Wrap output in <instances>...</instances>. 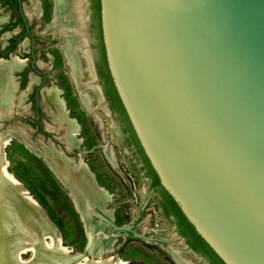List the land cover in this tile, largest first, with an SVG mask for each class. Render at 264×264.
<instances>
[{"label":"water","instance_id":"1","mask_svg":"<svg viewBox=\"0 0 264 264\" xmlns=\"http://www.w3.org/2000/svg\"><path fill=\"white\" fill-rule=\"evenodd\" d=\"M98 24L112 86L158 184L223 264H264V0H98ZM37 212L0 179V264H15V222L38 235L53 228ZM90 242L85 234L63 264Z\"/></svg>","mask_w":264,"mask_h":264},{"label":"rangeland","instance_id":"2","mask_svg":"<svg viewBox=\"0 0 264 264\" xmlns=\"http://www.w3.org/2000/svg\"><path fill=\"white\" fill-rule=\"evenodd\" d=\"M22 1V13L26 18V31L22 30L20 22L15 19V12L9 8V3L4 5L7 1L0 0V65L11 67L10 59L12 56L22 60V62L13 64L8 70L10 71L13 90L9 102L3 107L0 105V113L6 116L0 117V133L6 129L13 130V128L22 131L23 122L19 121H23L26 116L23 103L24 94L33 84L38 85L40 81L42 89H59V98L62 99L63 106L66 108V116L78 124L79 134L76 137L81 139V145L85 149H90L89 152L80 154L79 157L86 160L90 170L96 175L98 185L105 187L109 193V198L114 199L113 205L125 201V203L122 202L123 206L133 209L135 204L143 198L145 187L143 181L136 179L137 183H135V178L129 172L128 163L122 156H119V159L126 164V171L120 170L118 173H114L108 168L101 149L98 147L90 148L92 145L102 144L103 138L112 145L111 141L116 131L112 119L103 104L99 102L93 89L95 83L89 68L88 48L85 42L87 37L84 30L87 15L83 12L85 0H59L61 6L57 12L60 13L59 15L55 13L54 0ZM81 10L82 13L80 14ZM32 12H37L39 15L33 16ZM15 20L13 27L8 25ZM90 31L89 38L92 41V32L90 33ZM15 35L17 36L15 44L11 50H8L6 47L9 36ZM69 44L72 47V55L79 62L78 80L80 84H77L76 81V85L70 74L69 60L64 52L65 47ZM23 70L26 72L24 80L21 78ZM3 82L6 83L5 80ZM5 83H3L4 88L7 85ZM16 83L18 88H15ZM83 101L86 102L87 106L90 105L89 111L86 110ZM10 116L14 117V120H6ZM18 133L20 134V132ZM20 137V135L8 136L7 143L2 148L1 154L7 161L8 172L43 210L53 228L58 232L64 248L68 251L71 250L70 253L79 252L84 244L86 234L82 223L79 222L78 216L74 213L62 188L45 168L41 158L36 155L37 152L34 154L31 151L35 150L29 151L25 147L26 143ZM79 150L80 148L77 147L76 151ZM119 153L122 151L120 150ZM133 183H135L134 186ZM153 210V207L148 206L141 212L135 230L144 232L147 231V227L156 228L155 225L164 228L165 245L153 241L145 244L142 240L135 239L122 245L119 249H115L121 239L118 238L115 242H113L114 239H110L114 250L107 253L106 256L113 258L115 256L110 255L115 252L121 260H135L136 264H174L175 261L171 260L169 253L185 249L180 240L175 237L172 229L165 228V223ZM124 219L126 221L131 220L132 213L124 214ZM91 220L95 221L97 226L105 227L104 225L101 226L96 219L91 218ZM103 239L105 238L101 236V240ZM45 241L50 243L48 238H45ZM26 244L25 241L24 246L28 247L29 250L19 254L18 260L20 259L19 261L22 263L27 262L25 264H32L34 261L33 254L36 253V250L33 253L32 247ZM182 253L187 255V260L191 263L202 264L191 253H186V251ZM173 254L174 252L171 256L174 260ZM86 258H91L88 252Z\"/></svg>","mask_w":264,"mask_h":264},{"label":"flooded vegetation","instance_id":"3","mask_svg":"<svg viewBox=\"0 0 264 264\" xmlns=\"http://www.w3.org/2000/svg\"><path fill=\"white\" fill-rule=\"evenodd\" d=\"M3 1H7V3H4V5H7L9 3V8H11L13 12H15L16 15L15 19H17V21L20 22L22 30L26 31L27 30L25 26L26 18L22 13L23 1L22 0H3ZM83 12L87 15V23L85 24L84 27L87 36L85 42L88 48L87 50H88L89 68L91 70L92 78L95 83V86L93 87L94 93L96 94L99 102L103 104V107L105 108L110 118L112 119V124L116 131V134L113 136V139L111 141L112 145L108 143L107 139L103 138L102 144L92 145L90 148L98 147L99 149H101V153L103 154L104 160L108 168L111 169L114 173H118V171L120 170L126 171V164L119 159V156L125 158L129 166V172L135 178V183H137L136 179H140L143 181V184L145 185L143 189V198L140 199L139 202L135 204L133 209L129 207L125 208L123 206V203H125V201H121V204L120 203L114 205L112 204V201L114 199L109 198V193L106 191L105 187L98 185L96 175L93 173L92 170H90L89 166L86 163V160L79 157L80 154L89 152L90 149H85V147L81 145V139L76 137V135L79 134L78 124L74 122V120L70 117H68V120L66 121L61 115V112H59L57 103H60V105L62 106L63 101L61 98H59L60 93L58 94L56 92L57 88L42 89L40 81L38 85L33 84L31 87H29V90H26L23 99L24 108L26 110V116L24 117L23 121H19V122H23L22 123L23 129L22 131H19L18 129L13 128L12 131L17 136L20 135L22 137V140L26 143L25 147H27L29 151L35 150L31 152L32 153L37 152L36 155H38V157L41 158L45 168L49 171V173L54 177L56 182L62 188L66 197L69 199L71 203L74 213L78 216L79 222L82 223L83 221L76 209V203H78V205L80 206V210L83 212V214L87 218L88 223L91 226V231L89 235L91 236L93 235L92 243L93 241H96V246L100 247L101 249L103 248L105 249L109 247L111 248L110 250H107L105 255L114 250L112 249L110 239H114L113 242H115L118 238L121 239L120 242L118 243V246H115V249H119V247H121L122 245L128 244L129 242L135 239L142 240V242L145 244L148 243L149 241L159 242L164 245L166 244L165 234L163 232L164 228H159V226L155 225L154 227L156 228L147 227L146 228L147 231L144 232H137L135 230L141 212L145 210L148 206H151L154 208L153 212H156V214L160 217V219L165 223L166 226L164 227L172 229V232H174L175 237L180 240L181 244L183 245V248L185 249L183 251H186V253L187 252L191 253L192 256L198 258L202 262V264H211L203 254L197 252L188 245L187 241L185 240V237L182 234L184 229L187 228V224L181 217H175L173 213V205L169 200L168 196L166 195V192L162 189V187L158 184V182L155 181V175L151 170L145 156L143 155L139 147V144L136 138L134 137V134L129 126V123L124 118V115L122 116L123 113L121 112L122 109L119 110L116 107V105L112 102L108 94L107 86L104 78V70L106 69V65L105 63L103 65L100 61L99 50L96 43L97 42L95 37L96 21L93 17L92 0H85ZM81 13L82 10L80 14ZM35 14L39 15V13L37 12H32L33 16ZM15 22L16 20L13 23H9L8 25L13 27L15 25ZM89 30H91L90 33L92 32L91 33L92 41L89 38ZM16 35L9 36V41L6 47L8 50H11L13 48L17 38ZM25 75L26 72L25 70H23L21 72L22 80H24V78L26 77ZM77 84H80L79 80L77 81ZM8 85L9 88L7 90L6 95H4V97L0 92L1 104L9 102L8 100L13 90L11 78L9 79ZM17 85L18 84L16 83L15 88H18ZM50 108L52 110H50ZM64 110L66 112L65 107ZM7 119L12 121L14 120V117L10 116L9 118H6V120ZM74 128L77 129L75 133L73 131ZM18 132H20V134ZM77 147L80 148L79 151H76ZM120 150L122 151V153H119ZM106 151H108V153L109 151H112L111 157H109V159L106 156ZM72 175L74 178H72ZM88 176L91 177L94 183L95 187L93 186L92 187L93 189L91 188V183ZM135 183H133V186ZM73 184L75 187L73 186ZM77 186L79 188L80 186L82 188L88 186L93 193L96 192L94 193L96 196L95 201L93 202L91 200H87L85 198V192L83 191L80 192L81 188L78 189ZM70 189H75L76 194L71 195ZM86 202L90 203V205L92 206L91 207L92 211L95 210L99 212L104 217L109 219L114 225L117 226L128 225L130 227V230L129 231L114 230L110 226L105 225L91 212L89 211L85 212L84 208L82 207ZM126 209L128 210L127 212ZM130 212L132 213V219L126 221V219H124V214L127 213L129 214ZM117 213L119 214L117 215ZM88 215L91 217H88ZM91 218L96 219V221H98L101 224V226L104 225L105 227L102 228L97 226V223L91 220ZM82 225L84 228L83 223ZM102 232L108 235V239L105 238L101 240ZM148 233L152 235H149ZM134 234H136L137 236H134ZM101 244H103V246ZM183 251H179V252L171 251V253H169L171 260L173 262L175 261L177 264H181V263L189 264L190 261L187 260V255L182 253ZM172 252H174L173 254L174 260L172 259L171 256ZM89 254H90V250H89ZM110 256H115L110 259L117 258L121 260L115 254V252ZM88 259L94 260V256L91 255V258ZM121 261L124 264H136L135 260H125V261L121 260ZM175 262L174 264H176Z\"/></svg>","mask_w":264,"mask_h":264},{"label":"bare ground","instance_id":"4","mask_svg":"<svg viewBox=\"0 0 264 264\" xmlns=\"http://www.w3.org/2000/svg\"><path fill=\"white\" fill-rule=\"evenodd\" d=\"M54 1H55V5H56L55 13H57L59 11L58 9H60L61 6L59 4V0H54ZM64 52H65V55H66L67 59L69 60V65L71 66V73H70L71 77L76 82V81H78V77H79V62H78L77 58L72 55V47H71L70 44L65 47ZM73 54H74V52H73ZM2 62H4V61H2ZM10 62L12 64L11 65V67H12L13 64L22 62V60L18 59L16 56H12L11 59H10ZM72 65H74V66H72ZM11 67L0 65V92L2 93L3 97H4V95H6L7 90L9 88V85H8L9 79L8 78H10L11 76H10V71H8V70H10ZM1 80H2V82H1ZM3 80H5L6 83H7L5 88L3 86V83H5V82H3ZM45 91H47V90H45ZM4 92H5V94H4ZM56 92L59 94L58 90H56ZM81 99H82V97H81ZM45 101H47V100H45ZM4 104H6V103H4ZM4 104L0 103L1 107H3ZM83 104H84L86 110L89 111L90 110V108H89L90 105L87 106L85 101H83ZM50 110H52V109L50 108ZM73 131L75 133L77 131V129L74 128ZM7 140H8L7 138H4L3 140L2 139L0 140V179H2V181H4L5 183H8V185L11 188H13L15 191H17L18 193L22 194L24 201L32 209V213L34 212L35 215L38 216V212L37 211L39 209H41V208L39 207L37 202L30 196V194L22 187V185L19 182L16 181V179L12 176V174H10L8 172V170H7V161L4 158V156L1 154L2 148L7 143ZM111 152L112 151H109V153H108V151H106V156H107L108 159H109V157H111ZM72 178H74L73 175H72ZM71 185H72V183H71ZM73 186H74V184H73ZM80 188H81L80 192L81 191L85 192V198L87 200H91L93 202L95 201V197L96 196H95L94 193H96V192L93 193L92 190L88 186H86L85 188H82L80 186ZM80 188L78 187V189H80ZM75 189H70L71 190L70 191L71 195L72 194H74V195L76 194ZM99 199H100V197H99ZM86 203H88V202H86ZM97 205H98V203H97ZM82 208H84V207H82ZM36 209H37V211H36ZM76 209H77L78 213L80 214V217H81V219L83 221L82 223L84 224V231H86V233L89 235V233L91 231V226L88 223L87 218L85 217L83 212L80 210V206L78 205V203H76ZM15 224H16V226H15L16 234L13 235V236L10 235V242H9L10 250H11V252L13 251L12 255H11V258L15 261V264L22 263V262L19 261L20 259L18 260L19 254L24 253V252L29 250L28 247L24 246V242L25 241L27 242V244L30 247H32L33 253L36 250V253L33 254V256H35V258H34V261L32 262V264H36V263L37 264H63V262L65 260H67V259L72 257L71 254H73V253H70V251H68L66 248H64V246L62 244V241H61V238L59 237L58 232H56V230L54 228L46 227V228L42 229L43 230L42 233H40L38 235L37 232H36V231H38V228L35 229V231H34V229H31V228L28 229L26 226L21 225V222H19V221L17 223L15 222ZM92 236H91L90 246L88 248V253H89V250H90V254L92 256H94V260H89L88 258H86V255H85L82 259L77 260V261L73 262L72 264H124L121 260H119L117 258L110 259L109 257H107L105 255V253L107 252V250H110L111 248L109 247V248H105L104 249L102 247L103 249H101L100 247H97L96 246V241H93V243H92V239H93ZM45 238H48L50 240V243L45 241ZM101 245L103 246V244H101ZM25 263H27V262H24L22 264H25Z\"/></svg>","mask_w":264,"mask_h":264},{"label":"trees","instance_id":"5","mask_svg":"<svg viewBox=\"0 0 264 264\" xmlns=\"http://www.w3.org/2000/svg\"><path fill=\"white\" fill-rule=\"evenodd\" d=\"M92 1H93V17L96 21L95 22L96 23L95 37H96V41H97L96 43H97L98 50H99L100 61L104 65L105 60H104V54H103L101 38H100V31H99V24H98V0H92ZM104 68H105V66H104ZM104 78H105V82H106V86H107V91H108V94H109L112 102L116 105V107L119 110H121L122 107L119 103V100H118L116 94H115V91H114V88L112 86L109 74H108L106 69L104 70ZM121 112H123L122 116L124 115V118L126 119L123 109L121 110ZM155 181L157 182L156 177H155ZM166 195L168 196L169 200L171 201V203L173 205V213H174L175 217H181L185 221V223L187 224V228L184 229L182 234L185 237V240L187 241L188 245L192 249L203 254L209 260V262L211 264H223L221 262V260L219 258H217V256L209 249V247L194 232L192 226L182 216L177 205L173 202V200L170 198V196L167 193H166Z\"/></svg>","mask_w":264,"mask_h":264}]
</instances>
